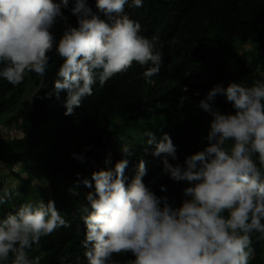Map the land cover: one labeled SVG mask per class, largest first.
<instances>
[{"label":"clouds","instance_id":"9594fccd","mask_svg":"<svg viewBox=\"0 0 264 264\" xmlns=\"http://www.w3.org/2000/svg\"><path fill=\"white\" fill-rule=\"evenodd\" d=\"M69 3L0 0V79L18 86L26 73H34L43 84L55 52L62 63L51 90L40 99L54 96L59 101L65 93V116L94 95L97 83L104 87L134 63L144 68L146 84L155 83L164 56L153 43L158 38L142 35L139 21L127 15L129 0H94L95 10L89 0H71L70 8ZM143 3L131 0L135 8ZM65 10L75 17V25ZM218 96L233 111L218 110ZM197 107L211 117L206 144L182 163L168 133L157 138L146 131L143 144L121 145L122 158L114 167L93 171L90 178L77 174L76 187L94 189L85 194L81 209L86 213L81 246L87 264H118L113 257L121 254L133 257L127 264H250L253 234L264 240V79L250 87L235 81L214 84ZM138 145L161 160L156 179L167 176L185 185L178 205L166 185L159 186L164 195H157L150 186L156 179L145 183L148 167L143 159L134 176L126 175ZM71 155L84 162L82 154ZM12 195L5 188L0 205ZM15 195L22 194L16 190ZM61 228H71V222L53 199L26 201L14 213L0 216V264H41L44 254L30 258L29 251ZM60 264H67V257Z\"/></svg>","mask_w":264,"mask_h":264},{"label":"trees","instance_id":"16d2710c","mask_svg":"<svg viewBox=\"0 0 264 264\" xmlns=\"http://www.w3.org/2000/svg\"><path fill=\"white\" fill-rule=\"evenodd\" d=\"M89 3L95 10L94 0ZM125 11L139 21L142 35L158 38L153 43L162 51L164 63L153 85L145 83L141 77L144 68L134 63L104 87L97 83L94 95L85 98L73 115L65 116V93L59 101L54 96L40 99L51 90L62 63L55 52L50 54L43 84L34 73H26L18 86L0 79V127L18 126L23 133L21 138L0 136V193L5 188L13 192L12 198L0 205V216L14 213L26 201L42 198L47 202L49 195L71 222V228L59 229L43 238L38 249L29 251L30 258L44 254L41 264H60L62 257H67V264H87L81 246L86 213L81 209L87 203L85 194L94 189L82 184L76 187L78 173L90 178L93 171L114 167L122 158L121 145L143 144L146 131L157 138L168 133L182 163L185 156L206 144L203 138L211 117L197 105L210 88L217 83L226 86L230 81L250 87L264 79V0H144L141 8L132 7L129 0ZM65 15L76 24L67 10ZM55 32L59 38L62 25L58 24ZM173 39L179 43H172ZM237 42L253 48L238 53ZM28 85L38 90L32 99H23ZM196 91L199 96L193 95ZM215 107L222 112L233 111L222 96L216 98ZM72 153L82 154L84 162L72 158ZM109 153L111 163L105 164ZM141 159L147 163L144 181L149 184L161 172L162 163L146 154L143 145H138L136 154L129 158L126 175H135ZM2 165L11 177L8 183ZM37 179L46 180L50 191L38 190L33 185ZM161 184L167 186V195L178 205L185 185L164 176L150 184L157 195H164ZM16 190L22 195L17 197ZM257 235L253 234L255 256L250 264H264V240H257ZM113 259L127 264L133 257L121 254Z\"/></svg>","mask_w":264,"mask_h":264},{"label":"rangeland","instance_id":"374dc122","mask_svg":"<svg viewBox=\"0 0 264 264\" xmlns=\"http://www.w3.org/2000/svg\"><path fill=\"white\" fill-rule=\"evenodd\" d=\"M251 48H253V45L246 43V44H241L240 42H237V44H235V50L238 53H242V52H246L248 50H251ZM27 92L24 95L23 99H32L34 97V95L36 94L38 88L33 87L31 85H28L27 87ZM22 100V99H21ZM0 136L1 137H5V136H9V137H17V138H21L23 137V133L21 128H19L18 126H11V127H0ZM19 167V166H18ZM18 167L15 169L17 170ZM1 172L3 173L6 182L8 183L10 180V176L8 175V171L6 169V167L4 165H2L1 167ZM22 176L24 178H27V176L25 174H22ZM33 185L41 191H50L49 190V185L46 182V180L41 179V180H34L33 181ZM48 200H49V195H48Z\"/></svg>","mask_w":264,"mask_h":264}]
</instances>
